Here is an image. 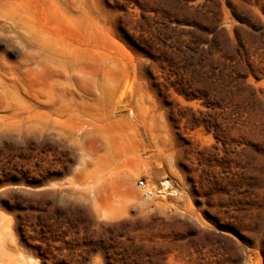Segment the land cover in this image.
Segmentation results:
<instances>
[{"label":"rangeland","instance_id":"rangeland-1","mask_svg":"<svg viewBox=\"0 0 264 264\" xmlns=\"http://www.w3.org/2000/svg\"><path fill=\"white\" fill-rule=\"evenodd\" d=\"M0 264H264V0H0Z\"/></svg>","mask_w":264,"mask_h":264},{"label":"built area","instance_id":"built-area-1","mask_svg":"<svg viewBox=\"0 0 264 264\" xmlns=\"http://www.w3.org/2000/svg\"><path fill=\"white\" fill-rule=\"evenodd\" d=\"M136 186L142 191L147 198L167 199L178 196V190L174 188L168 181L160 182L158 185L150 184L146 179L139 178ZM173 206V203H171Z\"/></svg>","mask_w":264,"mask_h":264}]
</instances>
